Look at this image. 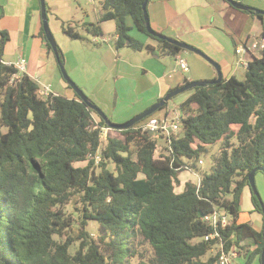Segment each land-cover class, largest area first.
<instances>
[{"label": "trees", "instance_id": "1", "mask_svg": "<svg viewBox=\"0 0 264 264\" xmlns=\"http://www.w3.org/2000/svg\"><path fill=\"white\" fill-rule=\"evenodd\" d=\"M143 2L99 0V21L80 27L102 37L101 24L114 22L116 49L172 57L184 51L147 33ZM132 27L157 43L132 38ZM62 32L81 37L69 24ZM41 36L53 53L43 29ZM8 41L0 29V264H132L135 258L136 264H218L214 241L204 240L213 229L203 217L215 210L231 216L222 231L226 248L243 252V264L260 261L262 232L237 218L249 172L264 174V50L251 57L242 80L232 76L183 93L180 135L157 157L155 136L140 127L157 112L128 129H108L103 144L108 126L75 93L72 99L45 95L27 74L15 77L18 70L2 60ZM56 51L57 66H64L57 44ZM169 102L160 109L164 115ZM218 142L200 186L188 181L175 192L179 175L196 173L198 160ZM74 198L81 206L80 235L63 240L73 226L65 208ZM251 202L262 214L252 192ZM250 239L254 248L241 244Z\"/></svg>", "mask_w": 264, "mask_h": 264}, {"label": "crops", "instance_id": "2", "mask_svg": "<svg viewBox=\"0 0 264 264\" xmlns=\"http://www.w3.org/2000/svg\"><path fill=\"white\" fill-rule=\"evenodd\" d=\"M234 1L264 11V0ZM45 4L49 28L58 34L63 33V24H69L78 32L83 23L99 21V7H93L94 19L82 9V16L77 19L72 8L73 0H45ZM147 13L154 31L201 51L219 65L222 79L237 78L239 69L245 71L252 56L260 57L263 53L261 49L247 51L241 55L242 62H238L235 48L264 40V17H253L225 0H149ZM101 27L104 36L93 37L92 42L99 44L100 38L109 44L105 50L103 47L86 46L83 50L86 55L76 49L68 52L62 49V53L73 80L115 124L129 121L184 81H209L217 77L215 68L207 60L190 51L184 50L172 57L147 51L144 54L145 50L135 52L128 47L116 49L110 46L107 36L114 33V22H104ZM0 29L9 34L3 56L11 54L15 58L14 61H6L2 57L4 63L14 64L23 59L24 74L39 84L43 82L54 95L74 98V91L58 72L56 59L47 51L41 36L39 0H0ZM129 34L145 44L155 45L134 27ZM177 57L186 62V68L177 64ZM46 77H50V83H46ZM186 96H182L179 103ZM161 115L164 113L158 111L155 116ZM246 191L245 187L241 204L245 196H249L250 207L245 209L250 213L247 215L241 210L237 223H247L256 232H262L263 215L255 211L251 191L250 194ZM243 244L254 248L251 239ZM238 260L243 264V259ZM252 264L261 262L255 259Z\"/></svg>", "mask_w": 264, "mask_h": 264}, {"label": "rangeland", "instance_id": "3", "mask_svg": "<svg viewBox=\"0 0 264 264\" xmlns=\"http://www.w3.org/2000/svg\"><path fill=\"white\" fill-rule=\"evenodd\" d=\"M93 7H95L96 9L99 7L98 0H76V1L73 0L72 8L75 9L74 11H75V14L77 15L76 16L77 19L81 18V16H82L81 9L86 11L89 14V16L94 19V8ZM78 32L81 36L80 39H70L68 36H66L63 33L58 34V33L53 32L51 30V33H52L54 40H55V43L60 47L61 50L63 49L67 52L68 51H74L76 49V51L80 52L83 55H86V53L83 51V50H85L84 48L86 46L103 47L104 50L109 46V44L104 43L103 40H101L100 38H99L100 40L98 39L99 44H96V45L93 44V42H92L93 37L91 35H89L86 31H84L80 27L78 28ZM112 35H113V33L109 34L107 36H108L109 41H110L109 42L110 46H114V48H115L114 38L112 37ZM149 42L154 43V44L157 43L156 41H154L153 39H150V38H149ZM61 47H63V48H61ZM63 50H62V52H63ZM143 53L146 54V51H143ZM67 55L69 56L70 54H67ZM257 55H258V53H257ZM3 58L6 61H14L15 60L14 56H12L11 54L4 55ZM64 68H65L67 75L76 84V82L73 80L72 76L69 74V70L65 65V61H64ZM244 72L245 71L243 69H239V71L237 73V79L238 80L243 79ZM48 78L50 79V77H48ZM48 78L47 77L44 78V80H46V83H50ZM42 85L45 86V84H43V82L40 83L41 87H43ZM83 93H84V91H83ZM182 96H184L183 93L177 95L176 97H174L173 100H171L169 102L168 111H170V112L178 111V109H177L178 104H176V103H179L180 99H182ZM172 118H173V115L170 113L169 119H172ZM95 119H97V117H95ZM112 135L117 136L118 134L112 132ZM179 135H180V133L177 134V136H179ZM105 139H106L105 136H102V140H103L102 143L103 144L105 143ZM155 139L157 140V152L155 153V155L158 157L162 153H164L163 151L165 150V148H167L168 144H167V141L165 138L155 136ZM219 148H220L219 142L216 144H213L211 146H208L207 154H203L201 156V160L203 161L202 165H199L197 163L198 171L195 173V171H192V170H185L179 175V185L177 187H175V192H177V193L180 192L183 189L184 184L188 181L196 183L199 180L200 175L202 173H209L211 170L212 164H213L212 156L215 155L219 151ZM85 164L86 163H77V164H75V166H84ZM110 168L113 169V165H110ZM254 184H255L256 191H257V193L261 199V202L264 206V174L261 171L255 173ZM246 190H247L246 192H248L250 194V188L248 186L246 187ZM245 207H250L249 196H245V198L243 199L242 204H241V210L244 211V212H242L244 214L250 213L248 210L245 209ZM80 208H81V206L78 203L77 198H74L73 201H71V203L66 206L65 209H66L67 215L73 220V226L70 229V231H68L67 233H65L63 235V237H62L63 240H67L69 236L77 237L80 235V227L82 226L81 225L82 219H81ZM90 226L93 227L94 224L91 223V224H89V228H90ZM74 246L76 247L77 243L73 244V247ZM73 249L74 248H72V251H73ZM141 252H142V254H149V251L146 247H143ZM209 255H210V253L207 254L206 258ZM136 263H137V259L135 258V259H133L132 264H136ZM234 264H240L239 260L234 261Z\"/></svg>", "mask_w": 264, "mask_h": 264}, {"label": "water", "instance_id": "4", "mask_svg": "<svg viewBox=\"0 0 264 264\" xmlns=\"http://www.w3.org/2000/svg\"><path fill=\"white\" fill-rule=\"evenodd\" d=\"M225 1L228 2L232 7L236 8L240 11H243V12L252 11L253 13H255L257 15H261L264 17V11H262V10L255 9L253 7L244 5V4L236 2L234 0H225ZM148 3H149V0H144V2L142 4V10H143V14H144L145 27H146L147 33L152 35V36L157 37L160 40H165L168 43L173 44V45H175V46H177L183 50L190 51V52H193L195 54L202 56L205 60H207L215 68V70L217 72V77L215 79L209 80V81L189 82L187 85L179 87V88L165 94L159 101H157L155 104L151 105L146 110L140 112L139 114H137L136 116L131 118L129 121H127L123 124H115L107 118L105 113L100 108H98L97 106H95L89 102V98L83 93V91L67 75L63 64H59L58 66H59L60 73L62 75L63 80L74 91V93L77 95V97L79 99H81L92 111H94L100 118H102L105 121V123L109 129H113V130L128 129V128L132 127L133 125L137 124L138 122L144 120L145 118H147V117L153 115L154 113L160 111V109L163 108V106H165L172 98L176 97L177 95L185 93L186 91H188L192 88H195V87H203V86H206L208 84H216V83H220L222 81V74L220 72V67L216 62H214L213 60H211L210 58L205 56L201 51L197 50L196 48L189 46L185 43L179 42L174 38H170V37L164 36L162 34H159L151 28L148 13H147ZM39 4H40V17H41L42 29L44 31V35H45L46 40L48 41V43L50 44V46L52 48L53 55L57 59L56 43H55L54 37L51 33V30L49 28L45 0H39ZM257 170L258 169L255 168L249 172V174H248V185H249V188H250L252 194H254L261 203V199H260V197L256 191L255 184H254V176H255V173L257 172ZM261 213L263 215V221H264V206L262 203H261ZM262 236H263V245H262V252L260 255V262H261V264H264V226H263V230H262Z\"/></svg>", "mask_w": 264, "mask_h": 264}, {"label": "built area", "instance_id": "5", "mask_svg": "<svg viewBox=\"0 0 264 264\" xmlns=\"http://www.w3.org/2000/svg\"><path fill=\"white\" fill-rule=\"evenodd\" d=\"M256 49L264 50V40L261 42H253L250 44L241 45L235 48V54L239 56L238 62H242L241 55H243L245 52H252ZM176 62L181 68L187 67L186 62L179 57H177ZM7 65H13L18 70V73L15 77L21 76L25 72V64L23 59L18 60L14 64ZM43 88L45 95L51 93L50 87L45 86ZM170 113L173 115L172 119H169ZM179 122V111H168L167 115L151 117L140 127L143 131H147L156 137L165 138L167 144L169 145L171 138L176 137L179 132ZM108 129L109 128H102V136H106V132L108 131ZM202 163L203 161L201 159L198 160L199 165H202ZM195 185L197 187L200 186V178L195 183ZM203 221L208 223L213 229L210 235L204 237V240L214 241V250L218 255V264H234V261L242 259L244 255L243 252L240 253L239 250L235 247H230L229 249L226 248L227 241L223 237L222 231H224L231 224V216L227 212H225L224 210H215L211 214L204 216ZM243 242L241 243L242 245H244Z\"/></svg>", "mask_w": 264, "mask_h": 264}]
</instances>
